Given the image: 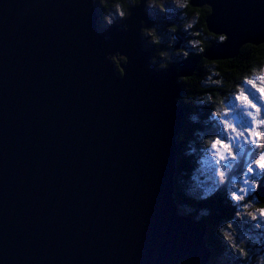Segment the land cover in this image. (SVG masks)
I'll return each instance as SVG.
<instances>
[{
    "label": "water",
    "instance_id": "1",
    "mask_svg": "<svg viewBox=\"0 0 264 264\" xmlns=\"http://www.w3.org/2000/svg\"><path fill=\"white\" fill-rule=\"evenodd\" d=\"M96 2L0 0V264H208L207 222L175 198L199 59L151 66L147 0L107 26ZM189 4L224 37L204 59L264 43V0Z\"/></svg>",
    "mask_w": 264,
    "mask_h": 264
},
{
    "label": "trees",
    "instance_id": "2",
    "mask_svg": "<svg viewBox=\"0 0 264 264\" xmlns=\"http://www.w3.org/2000/svg\"><path fill=\"white\" fill-rule=\"evenodd\" d=\"M108 1V4L103 0L96 2L101 18H104L105 12L109 10L112 3L119 4L126 16L132 5L137 2L136 0ZM185 7L188 9L185 11L187 16L192 14L197 16L196 26L192 28V31L195 32L194 37L200 41L201 50L188 52L184 55L196 56L199 61L192 77L180 79L183 88L178 103L184 108L185 116L178 140L175 198L179 207L185 206L190 210L194 209V212L189 213L191 216L194 217L198 212L204 213L202 218L205 219L208 227L205 239L213 257L220 253L222 255L224 252L229 256L231 262L229 264H235L238 260L232 259L234 256L232 250L219 228L220 225L230 221H238L237 214L240 207L230 193L238 189L239 185L235 183L236 179L240 178L246 170L242 164L245 162L244 157L250 153L253 156H250V159L255 160L264 153V125L259 124V120L264 116L261 114L260 105H257L260 108L259 112L252 107L248 112L243 107L241 108L240 117L244 122V128L251 129L252 133L257 131L261 133L260 137L252 134L254 144H247L245 151L242 154L240 152V155L235 153L234 148L230 150L231 154L226 163L214 161L209 149L214 141L224 139L222 138L224 137L222 134L225 135V133L220 123L221 117H223L224 110L230 109L229 103H232L235 96L242 91L241 85L254 80L257 86L249 91L255 99H259V103L264 108V95L259 91L260 87H264V81L259 78L264 76V43L257 46L244 45L233 59L206 60L203 57L205 50L223 40L224 37L207 30L205 25V18L209 13L207 6L195 8L189 4V0H186ZM121 20L118 18L117 22ZM175 32V36L179 35L187 44L189 37L184 36V31L179 28ZM147 43L146 47L144 41V49L151 51L153 60L151 66L157 68V65L160 64L159 61H164L163 65L157 69L174 64L183 56V52L177 51L181 53L180 58L172 56V59L166 61L159 58L154 60L157 48L151 49L150 45L152 44L149 41ZM153 44L158 45L155 42ZM172 47L174 48L175 44ZM209 76L211 78L214 76L215 81L209 80ZM247 113L250 114L248 118L245 117ZM221 173H224V178L221 177ZM261 185H264V177L255 183V188ZM180 210L184 214L182 208Z\"/></svg>",
    "mask_w": 264,
    "mask_h": 264
},
{
    "label": "rangeland",
    "instance_id": "3",
    "mask_svg": "<svg viewBox=\"0 0 264 264\" xmlns=\"http://www.w3.org/2000/svg\"><path fill=\"white\" fill-rule=\"evenodd\" d=\"M103 1L107 4L109 3L108 0ZM185 1L186 0H147L148 10H151L155 17L152 25L143 26V37L146 41H149V43L152 44L150 46L151 49L157 48V51L154 53V56L156 57L154 60L159 58L160 60L166 61L172 59V56H181V53H178L177 51L183 52L184 56L188 52H199L201 50L200 41L194 37L195 32L192 31V28L195 26L197 21V16L196 14L187 16L185 12ZM108 9L109 10L105 12L104 18L102 17L103 19L101 18L100 22L110 24L112 22H117L118 18L124 19L127 16H125V14L121 15L123 12L120 5L117 3H112ZM179 28L184 31V36L189 37V41L187 44L183 41L178 49H174L172 45L178 42L177 36H175V31ZM166 31H172V34H165ZM153 42L158 45L153 44ZM122 60H124L123 57H113V61L117 64ZM152 61L153 60L150 59V62ZM159 62L160 64L157 65V68L161 67L164 61ZM212 78L209 76V80L215 81L214 76H212ZM241 86L242 91L235 96L232 103H229L230 109L224 110L223 117H221L222 120L220 121L225 135L222 134L224 137H219L224 138L221 141L228 144L229 150L226 151L222 149L219 144H216V147H213V144H215L216 141L213 142L212 147L209 149L212 153V158L217 163L218 161L226 163L231 154L230 150L233 148L235 153L240 155V152L242 154L245 151L247 144H254L251 129L244 128V122L240 117L242 107L247 110V112L252 108L251 105L245 103L241 97L248 96L249 100H252V103L257 105L259 104L261 114L264 116V108L259 103V99H254L249 91L257 86L255 81L252 80L251 83H244ZM257 114L258 113L256 112V115ZM249 115L250 114L247 113L245 114V117L248 118ZM250 120H252V117H250ZM253 122L254 120L252 123ZM240 126H242V128H240ZM238 144L243 145V151H241V148L237 146ZM221 155L223 156V159H221ZM250 156L253 157L250 153L246 154L244 157L245 162H242V164L246 170H244L240 178L236 179L235 183L239 185L238 189L232 191L238 196L243 197V199L239 200L234 199L240 207L237 214L238 221H230L226 224L220 225L219 228L222 236L226 240V243L232 250L234 255L232 256V259L235 258V260H238L235 264H259L260 258L264 257V205L260 204L254 195V191L256 189L255 183L258 180L263 179L264 169H260L254 163V161L259 159L260 156L255 160H251ZM250 162L251 166L254 168V174L248 172ZM246 180L248 183H245ZM249 188H251V191H247ZM180 208H182L185 215H190L189 213H191V211L194 212V209L190 210L185 206ZM252 214H255V219L252 218ZM203 216V212H198L195 214L194 218L200 219ZM229 263H231L229 256L227 253L224 254V252L222 255L220 253L214 257L212 254V257L208 262V264Z\"/></svg>",
    "mask_w": 264,
    "mask_h": 264
},
{
    "label": "snow or ice",
    "instance_id": "4",
    "mask_svg": "<svg viewBox=\"0 0 264 264\" xmlns=\"http://www.w3.org/2000/svg\"><path fill=\"white\" fill-rule=\"evenodd\" d=\"M259 78L261 79V81H264V76H261V77H259ZM250 83H251V82H250ZM259 91L261 92V94H264V87H260V88H259ZM253 98L255 99V97H253ZM241 99H242L245 103L251 105L252 108L257 109L258 112L260 111V108L257 107V104L252 103V100H249L248 96H242ZM259 124H260V125H264V118H261V119L259 120ZM252 134H253L254 136H257V137H260V136H261V133L258 132V131H257V132H253ZM216 144L221 145V147H222L224 150H226V151L229 150V146H228V144L223 143V141H221V140H217L216 143L213 144V147H216ZM237 146L241 148V151H243V145H242V144H238ZM255 161H256V160H255ZM255 164H256L260 169H264V158H261L260 162H259V163H255ZM249 166H250V170H248V172L254 174V168L251 166V162H250V165H249ZM248 169H249V167H248ZM245 183H248V181L246 180ZM247 191H251V188L247 189Z\"/></svg>",
    "mask_w": 264,
    "mask_h": 264
},
{
    "label": "clouds",
    "instance_id": "5",
    "mask_svg": "<svg viewBox=\"0 0 264 264\" xmlns=\"http://www.w3.org/2000/svg\"><path fill=\"white\" fill-rule=\"evenodd\" d=\"M136 4V3H135ZM134 4V5H135ZM146 12H147V10H146ZM129 13V12H128ZM121 15H123V13H121ZM128 15V14H127ZM127 17V16H126ZM125 17V18H126ZM152 17L154 18L155 17V15H152ZM114 22H112V23H110V24H106V26L107 25H111V24H113ZM142 34H143V29H142ZM177 36V41H178V39H181L182 40V42L184 41L183 40V38L182 37H180L179 35H176ZM176 45V44H175ZM148 46V45H147ZM175 48V47H174ZM150 51V50H149ZM188 56H190V55H188ZM223 149V148H222ZM261 158H264V153H262L261 154V156H260V158L259 159H257L256 161H254V163H259L260 162V160H261ZM221 159H223V156L221 155ZM248 170H250V166H249V169ZM221 177L222 178H224V173H221ZM243 191V190H242ZM230 195L232 196V198L233 199H236V200H239V199H243V197L242 196H238L235 192H231L230 193ZM252 218L253 219H255V214H252ZM230 235V234H229ZM259 264H264V257H261L260 258V262H259Z\"/></svg>",
    "mask_w": 264,
    "mask_h": 264
},
{
    "label": "flooded vegetation",
    "instance_id": "6",
    "mask_svg": "<svg viewBox=\"0 0 264 264\" xmlns=\"http://www.w3.org/2000/svg\"><path fill=\"white\" fill-rule=\"evenodd\" d=\"M137 1V0H136ZM188 2V1H187ZM137 3V2H136ZM148 3V2H147ZM133 6V5H132ZM146 10H147V12L149 13L150 12V14L152 15L153 14V12L151 11V10H148V6H147V4H146ZM188 9L185 7V11H187ZM154 15V14H153ZM195 26H196V23H195ZM165 34H172V31L171 32H168V31H166L165 32ZM144 41H145V43H146V45H148V41H146L145 39H144ZM151 46V45H150Z\"/></svg>",
    "mask_w": 264,
    "mask_h": 264
},
{
    "label": "bare ground",
    "instance_id": "7",
    "mask_svg": "<svg viewBox=\"0 0 264 264\" xmlns=\"http://www.w3.org/2000/svg\"><path fill=\"white\" fill-rule=\"evenodd\" d=\"M122 57V56H121ZM153 67H155V66H153ZM208 228V227H207Z\"/></svg>",
    "mask_w": 264,
    "mask_h": 264
}]
</instances>
